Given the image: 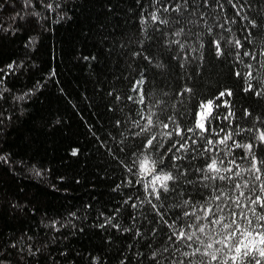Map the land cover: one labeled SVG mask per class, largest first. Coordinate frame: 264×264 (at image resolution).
I'll return each instance as SVG.
<instances>
[{"label": "trees", "instance_id": "trees-1", "mask_svg": "<svg viewBox=\"0 0 264 264\" xmlns=\"http://www.w3.org/2000/svg\"><path fill=\"white\" fill-rule=\"evenodd\" d=\"M240 2L245 7L237 15L236 0H219L222 8L216 0L206 5L204 0H0V153L10 154L16 172L10 175L0 166L4 264H149L151 250L163 237L148 246L152 225L145 227L141 213L149 205L141 202L151 199V179L140 163L146 156L158 165L161 152L142 147L145 134L136 136L139 129L132 121L145 124L150 112L165 120L186 109L184 119L191 125L199 102L207 99L214 101L213 115L221 114L212 122L217 130H230L223 119L229 111L236 118L245 107L264 115V98L242 91L246 72L264 80V68L257 73L256 62L244 55L245 49L259 53L264 48V33L255 35L257 28L250 43L243 39L250 19L264 24V0ZM47 3L52 10L43 6ZM235 39L245 47H236ZM175 40L183 48L171 43ZM216 40L224 55H216ZM259 59L264 61V55ZM141 74L147 108L125 99L135 97L130 88ZM184 86L193 92L176 97ZM224 89L233 96L216 100ZM117 94L123 103L115 100ZM223 100L231 107L217 108ZM152 118L157 128L151 134L167 131L158 127L156 115ZM248 119L241 121L244 127L250 126ZM256 127L261 129L259 122ZM21 161L24 165L16 167ZM109 217L120 227L100 228ZM148 219L155 222L151 214ZM137 228L143 236L134 235ZM28 245L33 252L39 249L34 257Z\"/></svg>", "mask_w": 264, "mask_h": 264}, {"label": "snow or ice", "instance_id": "snow-or-ice-1", "mask_svg": "<svg viewBox=\"0 0 264 264\" xmlns=\"http://www.w3.org/2000/svg\"><path fill=\"white\" fill-rule=\"evenodd\" d=\"M207 3L208 0H204V4ZM43 6L49 10L53 8L52 3ZM216 6L223 7L219 0H216ZM232 6L237 9V15H240L245 7L240 0H236ZM56 7L59 8L60 4ZM162 7L165 12L168 11L167 6ZM174 10H179V5ZM244 18L248 19L246 16ZM151 19H157L154 13L151 14ZM160 23L167 21L161 19ZM248 23L250 30L243 39L250 43L254 35L252 30L259 28L260 31L255 33L259 36L264 33V24L258 25L255 19H250ZM219 27L223 28L224 25ZM180 34L175 33L177 36ZM171 43L180 44L183 48L179 40ZM234 45L238 48L245 47L240 39H235ZM215 48L217 56L225 54L219 40L215 41ZM133 55L140 56L142 52H134ZM244 55L256 62L257 73L260 68H264V61L259 59V56L264 55V48H261L259 53L245 49ZM84 59L87 60L88 57ZM144 59L151 63L149 57L145 56ZM246 67L251 69L253 65L248 63ZM234 74L241 76L240 72ZM51 76H55L54 71ZM244 78L246 86L242 91L257 98H264V80L257 79L253 71L246 72ZM145 83L146 79L141 74L130 88V92L136 93L135 97L127 95L125 99L147 108ZM192 92V87L184 86L175 95L186 97ZM112 94L110 91L109 95ZM225 96L232 97L233 91L221 90L215 99L220 100ZM115 100L123 103L118 94ZM179 103L183 107L184 101L180 100ZM213 103V99L199 102V111L192 117L191 125L184 119L186 109L173 111L165 120H160L159 115L150 112L145 124H141L139 119L132 121V125L139 129L135 135L145 134L142 147L147 146L153 152H161L158 165L153 163L150 169L148 157H145L140 165L143 170L155 174L149 192L151 199L141 202L149 205L148 212L141 213L147 222L145 227L152 225L148 229L152 237L148 246L163 237L156 248L151 250L149 264H264V115L256 116L245 107L236 118V114L229 111L223 116L225 121H229L227 126L230 129L225 132L224 127H218V130L212 127V122L221 116L220 113L213 115ZM158 104H166V101L160 100ZM216 107L230 108L231 104L229 100H223ZM136 115H141L139 109L136 110ZM153 115H156L159 121L158 127L167 131L150 133V129L157 128ZM233 118L234 126L231 123ZM245 118H249V127L241 124ZM256 122L260 123L261 129H257ZM120 123V120L116 121L117 125ZM220 133H224L223 137H220ZM213 135L220 138L213 139ZM228 141H231V144H228ZM234 149H241L242 154L235 153ZM9 155L0 153V166L7 167L10 175H16L13 167L15 161H10ZM71 155L76 156L77 150H73ZM24 163L21 161L16 167H22ZM34 171L36 175H43L42 170ZM9 206L16 207L15 204ZM131 207L136 208L137 205L132 203ZM149 214L155 218V222L148 219ZM72 215L75 216V213ZM113 219L107 218L99 227L104 228L107 224L119 228V223H112ZM132 219L135 220V217ZM134 235L143 236L138 228ZM28 239L31 240L32 237L29 236ZM10 247L16 248V243L12 242ZM0 251L5 249L0 248ZM17 251L21 253L25 250ZM27 251L34 257L39 249L33 252L31 245H28ZM5 259L6 256H0V264H4Z\"/></svg>", "mask_w": 264, "mask_h": 264}, {"label": "rangeland", "instance_id": "rangeland-1", "mask_svg": "<svg viewBox=\"0 0 264 264\" xmlns=\"http://www.w3.org/2000/svg\"><path fill=\"white\" fill-rule=\"evenodd\" d=\"M146 157V156H145ZM145 157H143L142 158V160H141V162L145 159ZM149 158V157H148ZM149 161H150V163H149V168L151 169L152 168V161L149 159ZM140 165H141V163H140ZM143 170V169H142ZM143 172L144 173H148L149 174V177H150V179H151V181L154 179V176H155V174L154 173H151V172H149V171H145V170H143ZM159 182H157V184H158Z\"/></svg>", "mask_w": 264, "mask_h": 264}]
</instances>
